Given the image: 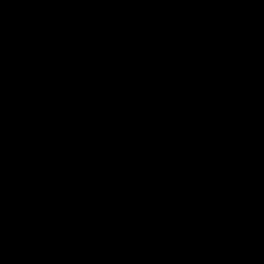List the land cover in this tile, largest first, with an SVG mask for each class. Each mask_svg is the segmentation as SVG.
<instances>
[{
    "label": "water",
    "instance_id": "water-1",
    "mask_svg": "<svg viewBox=\"0 0 264 264\" xmlns=\"http://www.w3.org/2000/svg\"><path fill=\"white\" fill-rule=\"evenodd\" d=\"M0 264H264V0H0Z\"/></svg>",
    "mask_w": 264,
    "mask_h": 264
}]
</instances>
